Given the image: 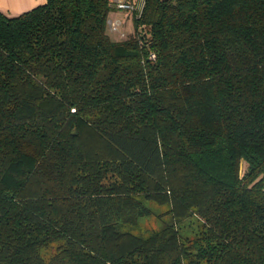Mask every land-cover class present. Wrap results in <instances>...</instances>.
<instances>
[{
    "label": "trees",
    "instance_id": "16d2710c",
    "mask_svg": "<svg viewBox=\"0 0 264 264\" xmlns=\"http://www.w3.org/2000/svg\"><path fill=\"white\" fill-rule=\"evenodd\" d=\"M110 12L0 11V264H264V0Z\"/></svg>",
    "mask_w": 264,
    "mask_h": 264
},
{
    "label": "rangeland",
    "instance_id": "374dc122",
    "mask_svg": "<svg viewBox=\"0 0 264 264\" xmlns=\"http://www.w3.org/2000/svg\"><path fill=\"white\" fill-rule=\"evenodd\" d=\"M118 20L122 22V25L120 27L119 33L109 34L112 39H117V37H119L118 35L123 33V31L125 35H128L134 31V19L132 17H128L127 14H124L123 17ZM144 203L151 209L152 216L139 220L136 227H129L126 229H129L134 234L145 237L150 235L152 231L159 230L169 218L168 215H166V206H158L149 202ZM197 225V222L191 218L180 224L178 227L181 233L192 235L197 230Z\"/></svg>",
    "mask_w": 264,
    "mask_h": 264
},
{
    "label": "built area",
    "instance_id": "2783aa9c",
    "mask_svg": "<svg viewBox=\"0 0 264 264\" xmlns=\"http://www.w3.org/2000/svg\"><path fill=\"white\" fill-rule=\"evenodd\" d=\"M146 0H110L111 10H116L123 12L128 15V17L139 18L141 16L144 4ZM107 29L111 33H119L122 22L120 20L107 19L106 22ZM123 33L119 36L123 37ZM150 59H155V55L151 54Z\"/></svg>",
    "mask_w": 264,
    "mask_h": 264
},
{
    "label": "crops",
    "instance_id": "0c3cea01",
    "mask_svg": "<svg viewBox=\"0 0 264 264\" xmlns=\"http://www.w3.org/2000/svg\"><path fill=\"white\" fill-rule=\"evenodd\" d=\"M44 3L45 0H0V11L8 15H17ZM124 14L125 13L120 11L111 10L108 19L118 20L121 19Z\"/></svg>",
    "mask_w": 264,
    "mask_h": 264
}]
</instances>
